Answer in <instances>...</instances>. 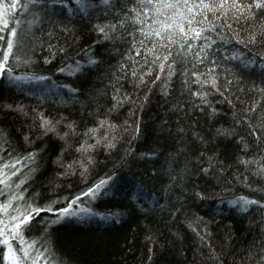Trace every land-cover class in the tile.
<instances>
[{"label":"snow or ice","instance_id":"snow-or-ice-1","mask_svg":"<svg viewBox=\"0 0 264 264\" xmlns=\"http://www.w3.org/2000/svg\"><path fill=\"white\" fill-rule=\"evenodd\" d=\"M66 13L80 15L86 21L84 29L95 35L92 44H102L119 57L104 92L95 90L86 97L92 109L93 97H106L110 90L111 103L106 108L95 107L85 120L75 112L45 111L40 105L31 107L0 93V115L12 118L10 126L0 123V251L7 264H52L53 250L42 243L47 228L76 216L80 197L95 198L119 179L115 173L106 174L79 195L57 196L41 206L29 192L31 177L25 173L35 171L41 152L36 142L42 144L45 138L59 141L53 160L58 166L55 181L77 172L85 179L94 166L96 150L110 153L125 133L137 135L138 124L129 128L127 120L117 124L112 118L125 103H140L139 98L121 91L120 81L129 79L134 88L147 80L163 101L164 116L155 120L159 131H166L178 147L173 149V167L162 187L175 192L177 202L189 196L203 202L209 189L227 192L233 183L249 189L248 194H232L227 200L247 230L255 233L252 243L239 252L231 247L234 234L230 231L222 238L218 253L203 217L184 216L183 222L199 241L192 264L197 259L200 264H226L228 254L232 264H264V0H0V79L7 78L9 90L43 83L51 79L52 72L79 77L86 68L101 63L88 45L75 57L67 55L70 31L73 42L80 37L63 22ZM257 61L261 83L247 89L246 102L237 108L233 98L240 100L239 93L245 91L240 84L242 70L257 67ZM33 67L46 74L21 71ZM59 87L70 94L80 92L71 82ZM224 104L228 109L218 106ZM194 115L199 119L193 120ZM172 116L177 118L175 125ZM13 130L26 146L20 152L12 147ZM222 145L233 148L228 162L218 150ZM157 154L149 149L140 155ZM151 175L155 179L159 173L152 169ZM200 177L206 178L204 184L197 182ZM143 187L138 183L135 191ZM61 200L63 206L55 207ZM171 208L170 216L182 211L176 204ZM41 212L53 215L41 222L39 238L30 237ZM146 240L151 244L155 236L149 231ZM148 252L151 260L152 246Z\"/></svg>","mask_w":264,"mask_h":264},{"label":"trees","instance_id":"trees-1","mask_svg":"<svg viewBox=\"0 0 264 264\" xmlns=\"http://www.w3.org/2000/svg\"><path fill=\"white\" fill-rule=\"evenodd\" d=\"M63 22L69 24L73 30H77L75 34L80 37L78 41L73 42L70 31L67 55L75 57L85 45H88L93 53L101 58V63L90 70L86 68L79 77L52 72L50 80L43 83L30 82L11 90L7 78L0 79V93L7 98L21 100L31 107L40 105L45 111L67 110L87 120L89 111H93L95 107L106 108L111 103L110 90L106 97H93L95 104L92 109L87 107L92 101L86 97L92 96L95 90L104 92L108 86V76L119 57L110 50L106 51L102 44H92L95 35L84 29L83 24L86 21L82 22L80 15L66 13ZM61 42L63 43V38ZM236 47L243 50L240 45ZM245 54L249 53L245 52ZM61 58L54 61V64L58 65ZM67 62L65 60V63ZM231 63L233 66L236 65L235 61ZM258 65L259 61L257 67L242 70L243 78L240 84L245 91L239 93L240 100L233 98L237 108L242 106L241 101L246 102L247 89L253 83L257 85L261 83ZM42 67L46 69L50 65ZM21 71L46 74L42 73L39 67L22 68ZM65 82L73 83L80 92L70 94L60 88L59 85ZM120 86L122 92L131 94L133 98H139L140 103L135 104L133 101L125 103L112 114V118L117 124H124L127 120L129 128L133 123L138 124L139 132L135 136L125 133L117 143V147L110 153H106L102 148L96 150L94 166L85 179L82 180L77 172L65 177H57L53 181L58 168L53 164V160L57 154L59 141L45 138L42 144L40 141L36 142L41 152L36 161L35 171L25 173V176L31 177L27 185L29 192L41 206H45L48 200L57 196L63 198L72 194L79 195L86 186H90L97 179H103L106 174L115 173L119 177L111 187L98 193L95 198L80 197V203L74 209L76 216L60 220L47 228L42 243L53 250L55 259L52 264H192L194 252L199 251L196 248L199 241L195 233L183 222L184 216L192 214L203 217L211 233L210 243L216 247L218 253L221 240L229 231L234 234L231 240L232 249L236 252L246 249L252 243L255 233L247 230L244 220L231 208L227 200L231 199L232 194H248L249 189L239 183H233L227 192L223 188L209 189L208 199L203 202L193 200L191 196L186 201L177 202L175 192L169 193L162 187L167 179V171L173 167L172 160L175 159L173 149L178 146L173 143L166 131L161 133L157 126L158 121L155 118L158 115L164 116L161 96L158 91H153L155 86L150 87L147 80L144 85L137 88L133 87L130 79L121 80ZM176 87L178 88L179 84ZM145 92L148 93L147 97L144 96ZM218 106L225 110L229 107L226 104ZM167 118L165 116V119ZM171 119L175 125L177 118L172 116ZM195 119L199 117L194 115L193 120ZM0 123L10 126L11 116L0 115ZM16 127L19 125L17 124ZM173 134H175L174 129ZM13 140L12 147L17 152L26 147L19 141L14 130ZM149 149H155L158 154L152 157L140 155ZM218 150L226 162L230 161L233 153L231 145H222ZM67 159L70 160L71 157ZM179 159L182 162L184 157L181 156ZM152 169H156L159 173L155 179L151 175ZM59 170L63 171L62 168ZM193 179L195 180L196 177ZM197 182L204 184L206 178L200 177ZM138 183L144 185L143 191H135ZM172 204L182 208L179 215H169ZM54 206H63V200ZM87 209H91V212ZM109 212L114 215L109 216ZM52 215L41 212L33 231L28 235L39 238L41 222L48 220ZM149 231L155 236V241L151 244L146 240ZM149 246L153 247L151 260L148 258ZM204 248L207 251V245ZM0 264H7L3 258V251H0ZM197 264H200L199 259ZM226 264H232L231 254L227 255Z\"/></svg>","mask_w":264,"mask_h":264}]
</instances>
